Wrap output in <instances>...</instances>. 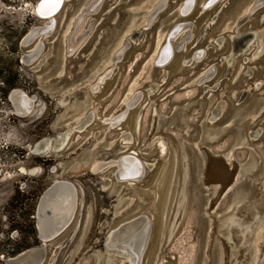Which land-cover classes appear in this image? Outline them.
<instances>
[{
    "label": "rangeland",
    "instance_id": "obj_1",
    "mask_svg": "<svg viewBox=\"0 0 264 264\" xmlns=\"http://www.w3.org/2000/svg\"><path fill=\"white\" fill-rule=\"evenodd\" d=\"M36 1L0 0V260L12 248L41 245L36 204L63 179L74 186L76 208L40 264H125L105 243L136 216L150 219L140 264H257L264 250V109L257 114L264 4L250 14L254 0H217L203 11L205 0H195L181 16L182 0H101L65 53L71 24L91 0H63L49 33L22 44L46 23L33 14ZM175 24L185 26L170 44L183 45L155 66ZM197 50L203 53L192 60ZM12 89L32 98L29 111H15ZM125 109L119 125L104 122ZM44 138L49 148L33 151ZM120 153L144 163L138 181L114 180L113 166L90 170Z\"/></svg>",
    "mask_w": 264,
    "mask_h": 264
},
{
    "label": "bare ground",
    "instance_id": "obj_2",
    "mask_svg": "<svg viewBox=\"0 0 264 264\" xmlns=\"http://www.w3.org/2000/svg\"><path fill=\"white\" fill-rule=\"evenodd\" d=\"M100 1L101 0L89 1L88 4L85 5V7L83 8L82 12L75 17V19L73 20V22L71 24L72 26L70 28V32L67 34V36L65 38V48H66L65 53L72 52L75 49V47L78 45L79 40L76 39L75 33L77 32L78 28L80 27V24H82V20L84 19L85 15H87L89 12L95 11L97 6H99ZM212 1L213 0H210L209 2H207L204 9H202V8H200V9L203 11V10L209 8L217 0H215L214 2H212ZM62 3H63V1H62ZM62 3H61V6H62ZM163 4H164V1L159 2L155 6V8L147 14L146 18L151 19V17L154 15V13ZM194 4H195V0H192V2H190V4H189V7H187L185 9V5L182 3L180 8H179L178 13H181L182 14L181 16L186 15L193 8ZM263 4H264V0H254L253 4H251L249 13L250 14L253 13V11H254V10H252L253 6L254 7H256V6L261 7ZM61 6H60V8H61ZM59 9L57 10V12L59 11ZM35 12L40 18L53 17V15L57 13L56 12L53 15L48 16L45 14H39L38 10ZM245 18H247V16H245ZM245 18H243V19H245ZM184 26H185V24H175L173 26L174 30L171 32L170 37L168 38L169 41L167 43L171 55H172V50L181 48L183 43H182V41H180V43L177 44L173 48L170 44V40L175 35H177L184 28ZM186 26H188V25H186ZM51 28H52V23L50 22V24L47 28L35 29L34 31L30 32L29 35L30 36L35 35V34L45 35V34L49 33ZM189 32L187 34H189ZM187 36L183 39V41L187 40ZM40 46H41V43H40ZM40 46L28 55L37 53L40 49ZM159 53L157 55L159 57H161V53L160 54ZM202 53H203V51L197 50L191 59L192 60H195L194 58L198 59L202 55ZM189 59L190 58L184 59V61L182 63H184V64L187 63L189 61ZM110 70L111 69H107L101 75H99L97 77V79L92 83V85H91L92 88H96L97 84L100 81H102L104 79V77H106L110 73ZM212 71H213V69L208 70L206 72L205 76L212 73ZM22 94H23L24 98L21 97L22 95L21 96L20 95H15V96L13 95L10 98V100L14 104V107L16 110L21 111L23 113H26L27 111H29L32 102L30 100L31 98H29L25 93H22ZM138 99H139L138 94H135L133 97H131L129 100H127V102H126L127 110L131 106H133L135 103H137ZM127 110L125 109L124 111L115 115L114 117L106 118L104 120V122L109 123L110 126L119 125L118 123L124 118ZM90 115H92V114H90ZM90 115H89V117H90ZM86 122H87V119L83 120L79 127H81V125H83ZM129 138H130V135L126 134L125 136H123L122 139L123 140H129ZM49 139L50 138H44V139L40 140L38 143L35 144V146L33 147L32 150L33 151H42L43 149L49 148L48 147L49 143H50ZM159 149H161L160 151H164V149L160 145L158 146V151H159ZM123 155H124L123 159L119 160L118 163H115V165L108 164V165L104 166V164H105L104 161H96V162H94V164H92V166L90 165V170L91 171H100L102 169L108 168L109 166H111V167L113 166L114 167V174L116 172V175H115L116 177L113 174L114 178H116V179L120 178V179H117V181L119 180L118 182H129V183H131L130 182L131 180L139 179L140 176L142 175L143 171H144V163L133 153L123 154ZM110 160H114V159H110ZM138 172H140V175L134 179H126L124 177V176H128L126 174L134 175ZM53 183H55V184H53L54 185L53 188L51 189V191L48 194H46L45 198L42 200V203H41L40 209H39L40 211H38V213H37V219L39 218V216L41 217V214H43V212L45 215L48 214V216H49L46 220V223H44V224H42L41 222L38 221L39 233H40L41 239L43 241H50L65 227L66 224H69L68 221L70 220V218L73 214L74 208H76L75 207V205H76V193H75V189H74L73 184L69 181H65V182L61 181L60 182V181H56V180ZM42 209H43V211H42ZM147 218L148 217L141 216L136 222L137 223L136 228L133 227V224H127V225L123 226L120 230H118L114 233H110V235L108 236V238L106 240L105 246L113 249L116 252L123 254L122 256H124L127 259V264H129V263L139 264V253H140V250L142 249L143 245L146 242L147 235H148V227L150 225L149 224L150 219L148 220ZM147 242H148V240H147ZM37 253H39V252L38 251L35 252L33 250H31L29 252V260L33 264H40V262L42 261L43 252H41L40 255H37ZM261 256H262V254H261ZM258 261H257V264H258Z\"/></svg>",
    "mask_w": 264,
    "mask_h": 264
},
{
    "label": "water",
    "instance_id": "obj_3",
    "mask_svg": "<svg viewBox=\"0 0 264 264\" xmlns=\"http://www.w3.org/2000/svg\"><path fill=\"white\" fill-rule=\"evenodd\" d=\"M62 1L63 0H60V3L57 5V7L54 9V10H52L50 13L49 12H47V10H45V15H48V16H50V15H53L54 13H56L57 12V10L60 8V6H61V3H62ZM91 1H93V0H91ZM96 1V0H95ZM210 0H206L202 5H201V8L202 9H204L205 8V5H206V3L207 2H209ZM215 0H213L212 2H214ZM190 2H192V0H182V3L185 5V9L187 8V7H189V4H190ZM40 3H41V0H38L37 1V3H36V5H35V7H34V10L35 11H37L38 10V8H39V5H40ZM98 7V6H97ZM257 8H259V6H256V7H252V10H256ZM97 9V8H96ZM90 13H92V12H89L88 14H90ZM180 15H182L181 13H179ZM174 30V28L173 27H170L168 30H167V32H166V35H165V37H164V41L161 43V45H160V47H159V51H158V53L160 52L161 53V57H159L158 55L153 59V64L155 65V66H161V65H164V64H166L168 61H169V59H170V56H171V53H170V51H169V48H168V38L170 37V34H171V32ZM31 32V31H30ZM30 32L26 35V36H24V38L21 40V43L22 44H26V43H28V42H30L37 34H35V35H32V36H30L29 34H30ZM42 33V32H41ZM179 49V48H178ZM121 51H122V46L121 47H119L118 49H116L113 53H112V55H111V59L112 60H116V59H118L119 57H120V54H121ZM159 53V54H160ZM196 53V51H194L191 55L193 56L194 54ZM36 55V53H34V54H31V55H23L22 56V60L23 61H29L30 59H32L34 56ZM159 57V58H158ZM194 59H196V58H194ZM184 61V59L181 61V62H183ZM89 89L90 90H93L94 88H92V86H90L89 87ZM13 90V89H12ZM12 90L8 93V96H9V94L12 92ZM132 107V106H131ZM264 109V104H263V106H261L260 107V109H259V111L257 112V114L258 113H260L262 110ZM127 112V111H126ZM115 126V125H114ZM123 157H124V155L122 154V153H120V154H117L114 158V160H110V159H107L106 161H104V166L105 165H108V164H112V165H115V163H118V161L119 160H122L123 159ZM97 169V168H96ZM116 175V172H115V174H114V176ZM126 175H128V176H124L126 179H134V178H136V177H138L139 175H140V172H138V173H136V174H134V175H131V174H126ZM116 177V176H115ZM141 177V176H140ZM117 179H120V178H117ZM140 179V178H139ZM139 179H137V180H131L130 182L131 183H134V182H136V181H138ZM56 181H64L65 182V180H63V179H59V180H56ZM119 181V180H118ZM53 184H55V183H53V182H51L42 192H41V194H40V196H39V198H38V201H37V204H36V209H35V218H36V228H37V236H38V238H39V240L41 241V245L40 246H38V247H32V248H28V249H25V250H21V251H19V252H17L16 254H14V255H12V256H10V257H7L5 260H4V264H33L30 260H29V252L31 251V250H33V251H35V252H37V251H40V252H44V247H45V245L46 244H44L43 243V241H42V239H41V235H40V233H39V224H38V221L39 222H41L42 224H44V223H46V220H47V218L49 217L48 216V214L47 215H45L44 214V212H43V214H41V217L39 216V218L37 219V213H38V211H40L39 209H40V205H41V203H42V200L45 198V196H46V194H48L50 191H51V189L53 188ZM42 211H43V209H42ZM41 213V212H40ZM140 218V216H136V217H133L132 219H130V220H128V221H125V222H122V223H120L119 225H117L113 230H111L110 231V233H114V232H116V231H118V230H120L123 226H125V225H127V224H133V227L134 228H136L137 227V220ZM133 228V229H134ZM62 231V230H61ZM60 231V232H61ZM59 232V233H60ZM58 233V234H59ZM148 233H149V227H148ZM57 234V235H58ZM56 235V236H57ZM147 238H148V235H147ZM146 241H147V239H146ZM46 242V241H45ZM145 244H146V242H145ZM145 244L143 245V247H142V249L140 250V253H139V264H140V259H141V255H142V252H143V250H144V247H145ZM108 248V247H107ZM110 251H114L113 249H111V248H108ZM115 253H118L119 255H123V254H121V253H119V252H116V251H114ZM124 257V256H123ZM125 264H127V263H125ZM129 264H132V263H129ZM258 264H264V250H263V252H262V256H261V258L259 259V261H258Z\"/></svg>",
    "mask_w": 264,
    "mask_h": 264
},
{
    "label": "flooded vegetation",
    "instance_id": "obj_4",
    "mask_svg": "<svg viewBox=\"0 0 264 264\" xmlns=\"http://www.w3.org/2000/svg\"><path fill=\"white\" fill-rule=\"evenodd\" d=\"M37 1H38V0H37ZM37 1L35 2V5H36ZM35 5H34V7H35ZM34 7H33V14H34L35 18H36V19H39L40 21H42V23H43L44 21H46V23H44V24H42V25H40V26H38V27H34V28H32V29H31V32L34 31L35 29H39V28H47V27L49 26L50 22L53 23L52 19H54L53 17H49V18H40V17L36 14V12H35V10H34ZM243 18H245V17H243ZM243 18H242V19H243ZM74 19H75V18H74ZM242 19H240V20H242ZM245 19H246V18H245ZM28 33H29V32H28ZM28 33H27V34H28ZM27 34H26V35H27ZM26 35H25V36H26ZM23 38H24V37H23ZM23 38H22V39H23ZM22 39H21V40H22ZM20 42H21V41H20ZM39 46H40V44H39L34 50H36ZM34 50H33V51H34ZM30 52H31V51H30ZM30 52H29L28 54H30ZM18 92H19V93H18ZM20 93H21V94H20ZM22 93H24V92L21 91V90L15 89V90H13V91L9 94V98H11L13 95H14V96H15V95H20V96L22 95L21 97H23V94H22ZM14 98H15V97H14ZM23 98H24V97H23ZM30 100L32 101V98H31ZM13 105H14V104H13ZM31 105H32V103H31ZM14 108H15V107H14ZM15 111H17L18 113L24 114L23 112L18 111V110H16V109H15ZM37 143H38V142H37ZM113 178H114V177H113ZM55 180H56V179H55ZM55 180H54V181H55ZM114 180H115V179H114ZM54 181H53V182H54ZM42 241H43V240H42ZM47 242H48V241H46V242L43 241L44 244H46ZM38 252H39V253H37V255H40L41 252H40V251H38Z\"/></svg>",
    "mask_w": 264,
    "mask_h": 264
},
{
    "label": "snow or ice",
    "instance_id": "obj_5",
    "mask_svg": "<svg viewBox=\"0 0 264 264\" xmlns=\"http://www.w3.org/2000/svg\"><path fill=\"white\" fill-rule=\"evenodd\" d=\"M59 3L60 0H41V3L38 8V12L39 14H44L45 10H47V12L50 13L52 10H54L57 7Z\"/></svg>",
    "mask_w": 264,
    "mask_h": 264
},
{
    "label": "trees",
    "instance_id": "obj_6",
    "mask_svg": "<svg viewBox=\"0 0 264 264\" xmlns=\"http://www.w3.org/2000/svg\"><path fill=\"white\" fill-rule=\"evenodd\" d=\"M8 85L11 86L10 83H9ZM17 251H18L17 248H12V249L8 252V254H9V255H13V254H15ZM0 264H4V262H3L2 260H0Z\"/></svg>",
    "mask_w": 264,
    "mask_h": 264
}]
</instances>
